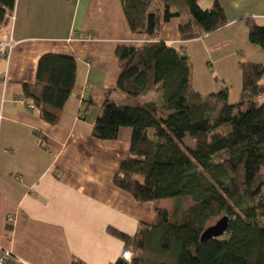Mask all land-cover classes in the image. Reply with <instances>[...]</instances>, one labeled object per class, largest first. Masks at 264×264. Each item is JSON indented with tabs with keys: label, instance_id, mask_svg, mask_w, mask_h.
I'll return each instance as SVG.
<instances>
[{
	"label": "crops",
	"instance_id": "1",
	"mask_svg": "<svg viewBox=\"0 0 264 264\" xmlns=\"http://www.w3.org/2000/svg\"><path fill=\"white\" fill-rule=\"evenodd\" d=\"M218 1L227 23L182 41L179 25L191 21L185 8L162 22L154 38L130 29L120 0H15L16 44L9 61L0 59V229L12 226L11 242L3 247L34 264L26 243L34 237L49 247L45 257L38 255V263L48 264L54 252L61 264H71L73 257L88 264H111L125 245L108 226L134 234L141 222L155 220L157 206L172 210L175 199L143 202L114 184L121 161L130 153L131 127H121L115 139L97 138L92 129L106 97L122 104L142 100L116 89V49L122 44L156 39L175 47L184 43L194 88L203 93L227 88L229 101L239 100L240 61L264 65V48L250 42L246 22L252 17L264 25V0ZM213 2L200 4L209 8ZM178 10L171 4V11ZM45 53L77 59L76 81L56 124L18 98L24 82H36L38 60ZM147 94L145 99L159 96L156 90Z\"/></svg>",
	"mask_w": 264,
	"mask_h": 264
},
{
	"label": "trees",
	"instance_id": "2",
	"mask_svg": "<svg viewBox=\"0 0 264 264\" xmlns=\"http://www.w3.org/2000/svg\"><path fill=\"white\" fill-rule=\"evenodd\" d=\"M120 1L130 29L154 38L162 22L181 14L166 2ZM14 6L15 0H0V18ZM185 6L191 21L179 25L182 41L227 23L218 0L209 8L200 0H186ZM246 22L250 42L264 48V25L252 17ZM184 51V43L175 47L162 39L116 49V89L134 98L156 90L163 100L122 104L106 97L92 134L115 139L121 127H131L130 153L114 184L139 201L174 198L175 203L171 211L157 206L155 220L141 222L134 234L108 226L125 247H134L131 261L119 257L111 264H264V65L240 61L241 94L230 102L227 88L209 93L194 88ZM76 72L73 55L45 53L36 82H24L22 94L33 99L41 118L56 124ZM224 215L226 231L201 241L211 221ZM71 264L88 263L73 257Z\"/></svg>",
	"mask_w": 264,
	"mask_h": 264
},
{
	"label": "built area",
	"instance_id": "3",
	"mask_svg": "<svg viewBox=\"0 0 264 264\" xmlns=\"http://www.w3.org/2000/svg\"><path fill=\"white\" fill-rule=\"evenodd\" d=\"M15 20V9L6 12L0 18V59H5L9 61L11 52L16 44L13 37V26ZM21 101L27 103L30 109H36V104L33 100L29 99L25 95L21 94L18 97ZM87 100V95L81 97V101L85 102ZM13 220L12 216L8 217V221ZM121 257L127 261H131L133 257V252L129 247H125L121 252ZM0 264H30L24 258L15 254L11 249L5 248L0 245Z\"/></svg>",
	"mask_w": 264,
	"mask_h": 264
},
{
	"label": "rangeland",
	"instance_id": "4",
	"mask_svg": "<svg viewBox=\"0 0 264 264\" xmlns=\"http://www.w3.org/2000/svg\"><path fill=\"white\" fill-rule=\"evenodd\" d=\"M154 2L156 3L155 6H157V4L163 6V3L166 2V3H169V4H172V5L176 6L177 9H182V8L186 7L185 6L186 5V0H154ZM202 6L204 8H206V5L205 4H202ZM202 70L205 72L206 71V68L203 67ZM147 95L148 94H145L143 96H140V97H142L141 102L145 99V97H147ZM162 100L163 99H162L161 95H159L158 98H157V101L159 103H161ZM160 114H162V113L160 112ZM164 199L165 200H160L162 202V204H164L166 202L168 203L169 201H172L174 198H164ZM186 200H188V202L185 201V203H184V206L185 207L189 203L190 198H186ZM216 220L217 219L214 218L211 221V224L214 223ZM9 235L10 234L7 231L4 232L2 229H0V245L5 246L4 244H8V246H9V244H10L9 242H11L9 240L11 238V236H9ZM26 243H27V250H28V252H29V254L31 256V259H32V261H30V262H33L34 261L35 262L34 264H47L46 261H42V262H39L38 263V261H39L38 260L39 259L38 255L41 254L42 257H45L46 254H48L47 249L49 247L47 245L46 246H43V245L41 246V243L39 241H37V239H35L34 237L30 238V241H28ZM129 248L132 250V252L134 254V247L130 246ZM51 254H52V258H54V259L51 258V260H50V262L48 264H61V262H59L56 259L58 257V253L51 252ZM49 256H50V252H49Z\"/></svg>",
	"mask_w": 264,
	"mask_h": 264
},
{
	"label": "water",
	"instance_id": "5",
	"mask_svg": "<svg viewBox=\"0 0 264 264\" xmlns=\"http://www.w3.org/2000/svg\"><path fill=\"white\" fill-rule=\"evenodd\" d=\"M229 216L224 215L218 218L214 223L205 228L200 236L201 241L215 237L224 233L228 227Z\"/></svg>",
	"mask_w": 264,
	"mask_h": 264
}]
</instances>
